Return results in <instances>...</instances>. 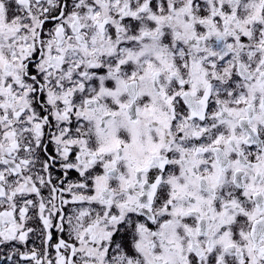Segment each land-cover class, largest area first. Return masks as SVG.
I'll list each match as a JSON object with an SVG mask.
<instances>
[{
  "label": "snow or ice",
  "instance_id": "1",
  "mask_svg": "<svg viewBox=\"0 0 264 264\" xmlns=\"http://www.w3.org/2000/svg\"><path fill=\"white\" fill-rule=\"evenodd\" d=\"M0 264H264V0H0Z\"/></svg>",
  "mask_w": 264,
  "mask_h": 264
}]
</instances>
